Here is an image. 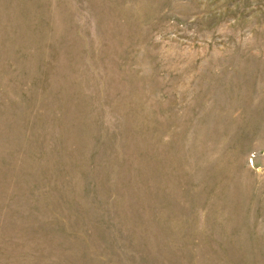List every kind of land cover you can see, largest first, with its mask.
Here are the masks:
<instances>
[{
  "label": "rangeland",
  "instance_id": "1",
  "mask_svg": "<svg viewBox=\"0 0 264 264\" xmlns=\"http://www.w3.org/2000/svg\"><path fill=\"white\" fill-rule=\"evenodd\" d=\"M0 264H264V0H0Z\"/></svg>",
  "mask_w": 264,
  "mask_h": 264
}]
</instances>
